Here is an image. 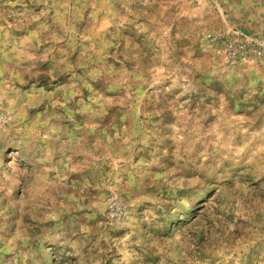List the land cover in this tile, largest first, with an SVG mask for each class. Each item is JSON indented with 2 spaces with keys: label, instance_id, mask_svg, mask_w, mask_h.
<instances>
[{
  "label": "rangeland",
  "instance_id": "obj_1",
  "mask_svg": "<svg viewBox=\"0 0 264 264\" xmlns=\"http://www.w3.org/2000/svg\"><path fill=\"white\" fill-rule=\"evenodd\" d=\"M0 264H264V0H0Z\"/></svg>",
  "mask_w": 264,
  "mask_h": 264
},
{
  "label": "built area",
  "instance_id": "obj_2",
  "mask_svg": "<svg viewBox=\"0 0 264 264\" xmlns=\"http://www.w3.org/2000/svg\"><path fill=\"white\" fill-rule=\"evenodd\" d=\"M226 50L230 58L239 60L250 52L260 55L262 53V46L245 33L239 32L234 40L226 44Z\"/></svg>",
  "mask_w": 264,
  "mask_h": 264
}]
</instances>
